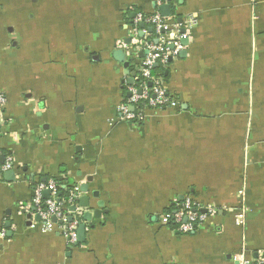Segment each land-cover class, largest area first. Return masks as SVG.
Returning <instances> with one entry per match:
<instances>
[{
  "label": "crops",
  "instance_id": "1",
  "mask_svg": "<svg viewBox=\"0 0 264 264\" xmlns=\"http://www.w3.org/2000/svg\"><path fill=\"white\" fill-rule=\"evenodd\" d=\"M139 13L199 24L162 68L178 106L135 125L117 108L156 37ZM0 94V264H264V0H0ZM52 179L80 188L82 244L33 216ZM188 197L216 212L182 235L163 216Z\"/></svg>",
  "mask_w": 264,
  "mask_h": 264
},
{
  "label": "built area",
  "instance_id": "2",
  "mask_svg": "<svg viewBox=\"0 0 264 264\" xmlns=\"http://www.w3.org/2000/svg\"><path fill=\"white\" fill-rule=\"evenodd\" d=\"M134 23L135 25L143 23L152 26L157 37L155 42L150 39L142 40L140 45L131 51L132 57L140 49L146 50L148 55L139 64L133 77V83L126 86L128 98L117 108L121 121L136 125L144 120L145 107L151 108L153 111H166L178 106V100L167 92L163 78L155 75V68L159 66L165 68L168 65L171 55L175 54L179 48L180 38L186 37L187 33L199 24V20L191 16L182 24L174 23L171 25L159 13L151 15L139 13L134 19ZM180 29L185 31L182 36L179 35ZM171 46H175L174 50H171ZM141 77L144 81L140 86H133L135 82L140 83ZM5 105L6 98L0 94V107L3 108ZM13 168V157L4 154L0 148V174L12 171ZM62 190L67 191L68 198L61 201L59 193ZM45 192L50 193L48 198L43 197ZM80 195L81 191L78 186L69 187L57 179H52L46 184H40L36 187L32 200L33 216L40 218L44 225V231H50L57 227L71 246L78 241L77 230L82 216V211L77 208ZM74 207L76 210L73 212L71 209ZM215 212L213 208H204L188 197L182 203L177 204L173 212L164 215L163 221L172 231L189 235L195 232L197 227ZM54 219H56L55 222ZM236 220L238 225H242L245 221L244 212H238ZM234 258L237 264H261L259 262L253 263L243 253L235 255Z\"/></svg>",
  "mask_w": 264,
  "mask_h": 264
},
{
  "label": "water",
  "instance_id": "3",
  "mask_svg": "<svg viewBox=\"0 0 264 264\" xmlns=\"http://www.w3.org/2000/svg\"><path fill=\"white\" fill-rule=\"evenodd\" d=\"M162 15H163V16H166V17L170 15V9H169L168 6H165V7L162 8ZM140 27H144V24H143V23L140 24ZM182 33H185V31H183ZM183 43H184L183 46H186L187 41L185 40ZM174 48H175V46H171V50H174ZM115 57H116V59H117L119 62H123V61H124V58H125V52H123V51H118V52H116V56H115ZM124 65H125L126 68H129L130 63H129V62H125ZM129 83H130V84L133 83V79H132V78L129 80ZM128 96H129V94H128ZM2 162H3V159H2ZM5 177L7 178L8 181H15V173H14L13 171L6 172V173H5ZM86 190H87V187H84V188H83V191H86ZM43 195H44L45 198H48V197L50 196V193H49V192H45ZM95 197H97V195H95ZM81 201L84 202V203L81 205V208H88V207H89V199H88L87 197L82 198ZM100 206H102V204H100ZM75 210H76L75 207L71 209V211H73V212H74ZM94 216H95L96 218H99L100 213H99V212H96V213L94 214ZM38 220H39V218H38ZM70 220H71V219H70ZM84 220H85L86 222H91V220H92V215H91L90 213H85V215H84ZM55 221H56V219H54V222H55ZM77 237H78V241H77V243H76L75 245L82 244V243L85 242V237H86V225L81 224V225L79 226V228H78V230H77Z\"/></svg>",
  "mask_w": 264,
  "mask_h": 264
},
{
  "label": "trees",
  "instance_id": "4",
  "mask_svg": "<svg viewBox=\"0 0 264 264\" xmlns=\"http://www.w3.org/2000/svg\"><path fill=\"white\" fill-rule=\"evenodd\" d=\"M139 26H140V25H136L137 28H138ZM154 35H155V34H153V36H151V37H152L151 40H152L153 42H155V40H156V37H154ZM129 71H130V73H131V76L134 77V74H135V72H136V69H135L134 66L131 65V63H130V66H129ZM155 75H156V76H157V75L161 76L165 82L168 81V76L166 75L165 71L162 70V67H161V66L155 68ZM143 81H144V79L141 77V79H140V83H136V82H135V83L133 84V86H135V87H139L140 84H141ZM127 97H128V93H126V99H127ZM142 106H143V105H142ZM67 194H68L67 191H64V190L60 191V193H59V197H60V198H59V199H60L61 201L64 200V199H67V198H68V195H67Z\"/></svg>",
  "mask_w": 264,
  "mask_h": 264
}]
</instances>
